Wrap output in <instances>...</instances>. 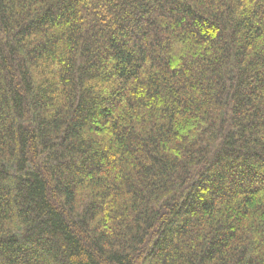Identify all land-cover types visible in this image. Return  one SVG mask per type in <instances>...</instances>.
I'll list each match as a JSON object with an SVG mask.
<instances>
[{"label":"trees","instance_id":"trees-1","mask_svg":"<svg viewBox=\"0 0 264 264\" xmlns=\"http://www.w3.org/2000/svg\"><path fill=\"white\" fill-rule=\"evenodd\" d=\"M0 264H264V0H0Z\"/></svg>","mask_w":264,"mask_h":264}]
</instances>
